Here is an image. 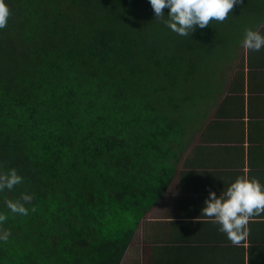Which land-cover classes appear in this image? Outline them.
<instances>
[{
    "label": "trees",
    "instance_id": "trees-1",
    "mask_svg": "<svg viewBox=\"0 0 264 264\" xmlns=\"http://www.w3.org/2000/svg\"><path fill=\"white\" fill-rule=\"evenodd\" d=\"M7 2L0 171L24 183L0 193L12 232L0 264H120L211 107L241 91L236 73L223 92L219 65L243 48L245 28L264 33V0L187 37L154 19L148 0ZM243 50L256 77L264 49ZM23 192L34 199L15 216L3 201Z\"/></svg>",
    "mask_w": 264,
    "mask_h": 264
},
{
    "label": "crops",
    "instance_id": "crops-1",
    "mask_svg": "<svg viewBox=\"0 0 264 264\" xmlns=\"http://www.w3.org/2000/svg\"><path fill=\"white\" fill-rule=\"evenodd\" d=\"M243 54L241 91L221 96L120 264H264V214L249 223L248 240L235 246L201 212L210 190L219 196L245 169L264 183V92L248 89L264 85V68L253 77Z\"/></svg>",
    "mask_w": 264,
    "mask_h": 264
},
{
    "label": "clouds",
    "instance_id": "clouds-1",
    "mask_svg": "<svg viewBox=\"0 0 264 264\" xmlns=\"http://www.w3.org/2000/svg\"><path fill=\"white\" fill-rule=\"evenodd\" d=\"M154 12V19L178 36L187 37L197 28L203 29L213 21L223 23L231 16V11L243 0H148ZM164 9H168L165 14ZM11 10L7 0H0V30L8 25ZM241 47L248 52H260L264 49V33L255 28H245ZM238 176L219 196L209 191L201 212L219 225V231L235 246H241L248 240L249 223L264 214V183L247 175ZM24 183V177L15 168L0 171V193L12 192ZM34 195L21 193L18 199L3 201L10 213L15 216H27ZM35 211L34 208L31 209ZM9 216L0 212V244H7L12 232L5 228Z\"/></svg>",
    "mask_w": 264,
    "mask_h": 264
},
{
    "label": "rangeland",
    "instance_id": "rangeland-1",
    "mask_svg": "<svg viewBox=\"0 0 264 264\" xmlns=\"http://www.w3.org/2000/svg\"><path fill=\"white\" fill-rule=\"evenodd\" d=\"M243 48H239V50H237V53L231 58L230 61L226 62V63H221L219 66L221 68V74H222V78H223V82H224V87H223V92L226 90H231L228 87V84L233 80V76L236 73H242L243 74ZM223 96V95H221ZM219 99H221V97H219ZM215 105L214 107H211V109L209 110L210 114L209 116L212 115V112L214 111ZM142 228V227H141ZM140 240H141V234L140 231L137 232L134 240H133V245H137L140 244Z\"/></svg>",
    "mask_w": 264,
    "mask_h": 264
}]
</instances>
